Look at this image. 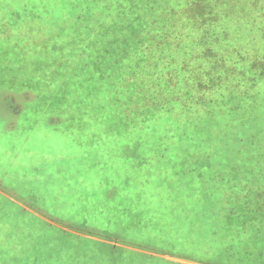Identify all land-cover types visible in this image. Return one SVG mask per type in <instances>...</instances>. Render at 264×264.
Segmentation results:
<instances>
[{"label":"rangeland","instance_id":"374dc122","mask_svg":"<svg viewBox=\"0 0 264 264\" xmlns=\"http://www.w3.org/2000/svg\"><path fill=\"white\" fill-rule=\"evenodd\" d=\"M213 4L212 31L202 20L186 24L183 11L177 29L139 33L156 52L169 48L181 61L190 52L198 65L181 69L184 78L201 71L224 86L219 92L243 89L230 105L241 121L226 117L209 131L213 142L201 144L203 137L181 139L183 124L170 138L123 116L140 97L127 73L115 69L103 80L99 67L54 51L71 39L61 35L74 23L70 0H0L1 264H264V0ZM126 62L134 66L130 56ZM144 65L148 77L134 72L140 86L163 89L154 110L183 122L185 88L170 75L179 67ZM90 76L109 90L112 81L120 101L98 85L89 93ZM211 91L201 96L208 101ZM176 92L179 114L170 102ZM240 136L244 149L233 152ZM245 184L251 189L242 192Z\"/></svg>","mask_w":264,"mask_h":264},{"label":"trees","instance_id":"16d2710c","mask_svg":"<svg viewBox=\"0 0 264 264\" xmlns=\"http://www.w3.org/2000/svg\"><path fill=\"white\" fill-rule=\"evenodd\" d=\"M213 2L215 3V0H70V13L72 17H74V23L72 29H70V26L65 28L61 35L62 37L71 39L65 48L61 50L55 49L54 51L57 53L60 52L59 56L63 54L70 56L74 61L73 64L80 61L83 67H99L98 70L101 71V74H104L102 75L103 80L108 81L111 73L115 69H118L117 72L121 71L127 73V77L131 80V83H133V81L135 82V89L139 92L138 96L140 97H134L135 102L133 105H135L136 108L133 114L124 113V110L127 109L129 105L125 109H122L121 114L128 119H130L129 117H134L135 120H137L136 126L141 127L142 130L163 127L164 130L169 131H165V133L168 134L170 138H174L178 135L177 131L183 124L185 128L182 130L181 139L185 138L188 139L189 142H193L196 138L203 137L201 144L212 143L213 141L212 139L210 140L209 131L213 132L214 130H219L226 117L231 115L234 119H239L241 121L242 114L239 112L240 109L232 108L230 105L235 99L237 100V97H242L241 90L243 89L239 90V92L234 90L228 91L224 88L223 92H219L218 90L222 89L224 86L222 87L219 83L212 82L211 79H205L200 74L201 71L199 69L198 71H200V73L198 72V75H200V77L189 72L190 74L188 77L184 78L180 72L181 69L198 65L197 62L191 61V53H187L190 57L189 59L181 61L179 56L180 53L170 50L169 48L160 50L161 53L156 52L158 49H161L160 46H155L153 48L154 45H151L152 43L147 41V37L144 38L139 35V33L150 29L153 37H157L158 34L164 31L171 32L177 29L173 25L178 21L181 22L182 19L177 16L183 11H185L184 21L187 22L186 24L190 22L197 24L199 20H202L204 25H206L207 31H212V24L215 23L217 19V12L214 9ZM161 6L162 8L160 11L159 7ZM189 8L191 10H189ZM190 13L191 15L194 13V15L190 16ZM11 14L15 15L17 12L14 11L11 12ZM192 17L193 20H191ZM138 18L141 22L135 23ZM173 18H175L174 21ZM208 36H210V34L206 32V35L202 37V41L206 40ZM123 40H128L131 42V45H134L135 49H132V53H130L127 47L128 44H119ZM145 41H147V47L150 48L147 53L140 51ZM158 41L161 43L159 39ZM179 45L180 43L177 41L175 47H179ZM150 53L154 54L155 57L151 59ZM213 54L215 53L212 47H208L204 52L206 58H212ZM129 56L130 61L134 63L133 67L127 66L132 65L126 62ZM193 58L197 59L194 55ZM157 61H162L163 66L166 64H176L179 67L178 71L175 70L170 75L175 79L173 85L176 88L180 86L185 88L183 98L184 101H186L184 106L187 110L183 113L186 114L184 115L185 119L183 122L176 117L173 118L170 111L162 112V109L154 110L155 107H160L158 103L164 100L162 96L163 89H158V83L156 82H152V84L148 83L145 88H142L145 86H140V83L143 82L142 78L138 77L137 73L134 74L135 71H141L147 76L148 72L142 70L140 65L145 64L144 67H149L151 64L156 65ZM107 68L108 71H106ZM131 74L132 77H130ZM114 79L117 80L118 76ZM91 80H95V82L93 81V84L96 83L94 86H92ZM100 80L98 76H90L87 80L89 82L88 84H90L87 88L88 92H95L98 85L103 87V95L112 96L116 101H120V99L117 98V86L113 85L111 81L112 87L109 90L108 83L102 84ZM112 88L115 89L113 90ZM207 91H211L214 95L208 101L204 96H201V94ZM179 96L180 94L178 92L170 93V102L175 106V110L179 111L178 114L180 111H183L182 107H180L182 105V99ZM199 103L205 105L202 111L195 109V106H198ZM148 104L152 105L154 111H150ZM118 105L122 106L121 102H119ZM240 107L241 105L238 106V108ZM188 113H193V115L187 116ZM242 125L244 126L243 123ZM190 127L195 128L192 130ZM185 129L186 132L184 131ZM204 137L208 138L205 139ZM242 142H244L243 136L236 139L232 147L238 144L240 145V149L237 151L232 149L233 152L241 153L244 149L241 148ZM223 159L225 160V158ZM234 159L238 161L239 159L245 160V158ZM217 171H219V169ZM221 173L222 171H220V174ZM248 189H251V187L245 184L242 192Z\"/></svg>","mask_w":264,"mask_h":264}]
</instances>
